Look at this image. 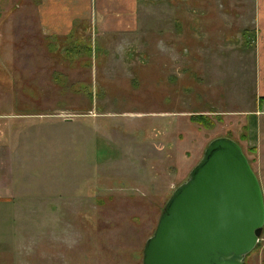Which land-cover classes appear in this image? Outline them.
Returning <instances> with one entry per match:
<instances>
[{
  "label": "rangeland",
  "instance_id": "rangeland-1",
  "mask_svg": "<svg viewBox=\"0 0 264 264\" xmlns=\"http://www.w3.org/2000/svg\"><path fill=\"white\" fill-rule=\"evenodd\" d=\"M140 1L137 33L100 36L106 56L90 24L48 44L32 21L40 0H0V264H52L39 235L58 231H71L64 256L84 246L90 264H143L212 140H235L256 171L243 114L255 106L252 0ZM70 38L80 44L59 43ZM263 260L256 247L245 262Z\"/></svg>",
  "mask_w": 264,
  "mask_h": 264
},
{
  "label": "water",
  "instance_id": "water-1",
  "mask_svg": "<svg viewBox=\"0 0 264 264\" xmlns=\"http://www.w3.org/2000/svg\"><path fill=\"white\" fill-rule=\"evenodd\" d=\"M263 227L260 181L241 146L219 137L168 200L143 264H247Z\"/></svg>",
  "mask_w": 264,
  "mask_h": 264
},
{
  "label": "crops",
  "instance_id": "crops-1",
  "mask_svg": "<svg viewBox=\"0 0 264 264\" xmlns=\"http://www.w3.org/2000/svg\"><path fill=\"white\" fill-rule=\"evenodd\" d=\"M36 8L37 15L33 22H38L39 31L41 35L48 40L50 44L53 38H65L72 37L73 33L79 32V37L81 36V31L83 26L90 24L91 31H89L90 36H99L95 40L96 45L99 43L103 47V52L106 56H111L107 54L110 53L106 49V41L99 40L100 36L106 35L108 33H137L139 27V13L141 8L140 0H40ZM252 14H253V24L255 32V62H254V76H253V87L255 92L253 93L254 108L243 112L246 115L244 122L246 123L247 135L245 138V143L252 147L256 155V171H254L260 180L262 191L264 194V0H252ZM88 36V34H87ZM90 43V41H88ZM60 44L76 45L80 44L77 41H73L71 38L67 41H60ZM76 47V46H74ZM62 50L61 52H66L69 55L72 51L65 46L56 48ZM99 50V49H98ZM87 53L89 57H96V50L89 49ZM48 51L46 53H49ZM54 54L60 52H52ZM130 55L133 51L127 52ZM61 54V53H60ZM35 56V55H33ZM48 58V55H46ZM25 58L17 56L13 58L14 60ZM43 75V74H42ZM253 101V100H252ZM60 111L52 113H40L38 116L46 117H59ZM64 112V111H62ZM23 116V115H21ZM29 116V115H28ZM14 135V133H13ZM18 137V135H15ZM13 137V138H15ZM0 138H2L0 133ZM20 138V137H19ZM256 148V150H255ZM19 188V185L17 187ZM22 192L15 190L11 195L12 198H18ZM0 195L3 192L0 191ZM24 197V196H23ZM71 231H58L56 233H46L40 234L41 242H48L52 248H56V253L52 264H56L55 260L59 261V264H90L84 262L85 257L90 258L91 248L87 247V250H83L81 247L78 249V257L64 256L63 249H66L68 245L67 236ZM117 232V231H116ZM48 238V239H47ZM58 245L55 247L54 245ZM62 246V247H61ZM59 247H61L59 249ZM51 248V249H52ZM59 249V250H58ZM58 250V251H57ZM110 250L106 245L104 247L101 245L98 250V254ZM53 258V257H52ZM104 259V258H103ZM125 262L115 259V261H109L104 259L100 264H124ZM133 262L126 261V264H133Z\"/></svg>",
  "mask_w": 264,
  "mask_h": 264
},
{
  "label": "trees",
  "instance_id": "trees-1",
  "mask_svg": "<svg viewBox=\"0 0 264 264\" xmlns=\"http://www.w3.org/2000/svg\"><path fill=\"white\" fill-rule=\"evenodd\" d=\"M80 43V42H79ZM73 46H77V44L76 45H73ZM197 117H203V116H197ZM242 148V147H241ZM252 152H254L253 150H252ZM249 161V160H248ZM253 169V168H252ZM262 237H264V230H263V234H262ZM257 248H262L263 249V254H264V246H262V243H259V246H257ZM251 254V253H250ZM250 254L248 255V256H250ZM262 264H264V260H263V262H262Z\"/></svg>",
  "mask_w": 264,
  "mask_h": 264
}]
</instances>
